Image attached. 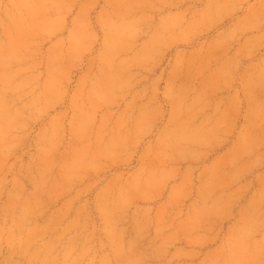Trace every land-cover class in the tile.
I'll list each match as a JSON object with an SVG mask.
<instances>
[{"label":"rangeland","instance_id":"1","mask_svg":"<svg viewBox=\"0 0 264 264\" xmlns=\"http://www.w3.org/2000/svg\"><path fill=\"white\" fill-rule=\"evenodd\" d=\"M112 231L264 264V0H0V264H100Z\"/></svg>","mask_w":264,"mask_h":264},{"label":"clouds","instance_id":"2","mask_svg":"<svg viewBox=\"0 0 264 264\" xmlns=\"http://www.w3.org/2000/svg\"><path fill=\"white\" fill-rule=\"evenodd\" d=\"M166 67V65H164ZM164 116L163 119L166 121L167 120V102L164 101ZM245 116V109L243 106L240 109V114H239V123H242L244 120ZM208 141L205 140L203 143H207ZM173 150L177 151H184L188 149L187 145H184L183 148H179L176 144H173L171 146ZM226 150V145H219L215 147H210L207 149L208 155L204 160H197V159H192V158H186V159H179L177 161L179 167L181 170L184 168H191L194 171L196 169H199L200 167L203 166L204 163L210 162L212 159L215 158L216 154L225 151ZM124 194L129 198H139L144 189L135 183H129L127 187L123 190ZM92 195H95L94 193ZM120 196H121V191L117 189L113 194L110 199L106 201V208L108 209L109 213H111L114 209H116L119 206L120 203ZM105 223L110 222V216H107L105 218ZM110 240H111V255L106 256L100 261V264H140L138 256L136 252L134 251V245H130L128 241H121L119 234L115 231L110 232ZM95 246L97 248H103L105 246V240L100 238L97 239L95 242ZM87 255V251L84 253ZM84 264H88L87 261L84 262Z\"/></svg>","mask_w":264,"mask_h":264}]
</instances>
